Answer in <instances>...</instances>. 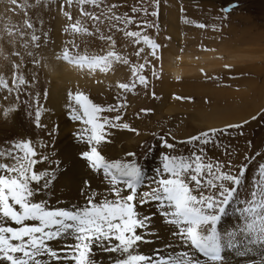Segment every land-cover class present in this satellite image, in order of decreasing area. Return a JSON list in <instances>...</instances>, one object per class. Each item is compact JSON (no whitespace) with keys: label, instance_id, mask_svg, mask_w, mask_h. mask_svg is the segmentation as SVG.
Returning a JSON list of instances; mask_svg holds the SVG:
<instances>
[{"label":"rangeland","instance_id":"obj_1","mask_svg":"<svg viewBox=\"0 0 264 264\" xmlns=\"http://www.w3.org/2000/svg\"><path fill=\"white\" fill-rule=\"evenodd\" d=\"M202 3L205 9L201 8ZM206 3L208 5H205ZM112 5L116 7L109 12L108 9ZM142 6L147 8L148 15H144L140 11L133 13V8ZM225 8L230 10L225 12L223 11ZM83 10L99 16V20L82 15L81 6L77 0H72L71 5L68 4V0H17L15 5L10 0H0V44L6 50L11 49L13 42L24 48V52H18L15 49L14 52H11V61L5 63L8 64L9 74L2 73L12 90L0 88V94L7 92L11 95L13 103H17L9 115L11 113V117L17 115L19 130L11 127L14 122L13 118H8L9 115L0 117V150L6 151L13 142L19 140H31L40 155L49 157L48 162L38 164V168L40 170L53 169L57 166L58 153L64 139L59 137L61 136L60 121H57L56 116H53L55 110L47 105V102L50 103L47 98L51 84L57 86L58 80L47 68L44 56L47 51L51 54H57L58 51L57 57L64 56L65 51L72 57L78 55L102 56L109 51H115L125 57L128 64L114 62L106 72H101L98 69L91 71L87 67L82 68L86 70L80 71L86 72V76L92 80L93 84H85L84 87L73 86L74 90L68 92L69 103L66 109V117H70L71 108L77 107L74 101L70 100V93L73 95L83 93L94 103L105 107L118 102L126 105L120 109L119 113L105 112L102 115L108 117L121 115L120 123H127L131 129L136 131L109 128L107 138L109 142L99 146L103 155L109 159H116L124 158L125 154L129 152L135 153V159L144 167L148 180L151 181L154 170L161 163V154L187 155L193 150L191 145L181 144L178 141L187 140L190 136L212 128L220 129L226 125L239 124L242 125L241 128L229 129L227 135L217 134L215 139L218 146L209 144L203 147L207 154L206 159L223 163L225 171L229 170L228 165L231 163L233 172L239 165L246 163L245 155L251 157L256 153H261L262 155L256 157L255 162L246 173L247 177H252L256 164L264 161V0H100L98 7L86 4L83 6ZM152 12H155L156 15H152ZM66 13L71 15V19ZM113 15L121 17L127 15L133 18L134 23L125 26L120 21L109 20L108 17ZM26 22H30L32 28H28ZM77 22H79L80 31H74L71 28V25ZM145 22L153 26L137 27V25H144ZM200 24H204L206 27L201 28ZM141 30L158 45L155 55L151 54V49L146 45H137L133 38L124 35V31ZM33 34L39 36L40 39L33 42L31 39ZM108 37H111V40ZM234 44L236 45L234 46ZM233 46L243 47V51L251 53L253 56L238 59L234 64H226L225 71L222 69L211 75L209 73L192 74L203 76L199 80L200 82L204 80L202 82L206 84H203L205 86L203 88L211 91L210 93H215L214 91L218 89L231 90L232 93L235 91L237 94L248 91L250 99L257 100L250 101L252 105L248 104V99L243 98V100H247L246 105H254L256 110L253 109V113L244 116V120L239 119L212 127L208 126L206 120L186 121L187 113L193 112L194 104L197 101L201 103L203 99L197 97V93L189 96L173 90L168 98L163 100L165 98L164 85L170 83L175 86L181 81V79L172 78L168 73V66L171 64L173 56H193V54L211 51L215 56L221 57L225 61L226 56H229L231 52L238 54L234 51ZM141 47L144 48V52L137 56L136 52ZM240 50L242 51V49ZM139 64H145L142 74L147 77L148 86L137 84L135 90L129 92L119 89L118 83H132V67ZM14 65L21 67L17 71ZM205 71L208 72L204 69L202 72ZM14 74H23L28 83L20 85L19 89L14 88L12 86ZM188 83H193V81L182 82L180 86L184 87ZM208 83L213 85L210 87L207 85ZM191 90L193 91V89ZM243 100H241V104L238 101H232V104L241 108L245 102ZM223 102L228 103L226 100ZM211 105L214 104L208 103L207 106L211 107ZM37 108L41 112L40 124L42 127L35 125ZM143 109L148 111H142ZM223 109L230 108L223 107ZM44 117L48 120L44 121ZM199 123H202L204 127H200ZM160 137H164L168 143L175 144V149L164 148ZM87 150L89 147L83 151ZM127 159L131 160L133 157H127ZM5 163L12 164L13 161L8 159ZM147 186L149 185L145 187ZM245 190L241 189L242 195ZM239 207L242 206L234 204L228 207V214L222 218L218 225L222 233L238 232L243 227L241 223L245 221V218L237 211ZM149 215L153 216V213ZM226 222L227 224H225ZM162 224L167 227L166 237L168 240L164 241L161 234H159V239H154L153 234L159 233L154 222L152 224L153 234L144 233L148 239L154 240V242L140 244L141 247H145V254H152L154 249H162L167 253L169 249L164 248L165 244L176 247V243L180 242L179 239L177 240L171 235L170 226L163 221ZM244 236L246 238L239 237L242 243L236 247L225 246L222 259L215 264H264V243H250L246 233ZM65 244L66 242H63L64 246ZM184 250L194 252V257L211 263L208 258L187 246L185 249L177 251ZM229 251L231 252L229 253Z\"/></svg>","mask_w":264,"mask_h":264},{"label":"snow or ice","instance_id":"obj_2","mask_svg":"<svg viewBox=\"0 0 264 264\" xmlns=\"http://www.w3.org/2000/svg\"><path fill=\"white\" fill-rule=\"evenodd\" d=\"M10 2L17 4V0ZM77 2L82 15L99 20V16L85 12L83 6L98 7L100 0ZM71 3L72 0H68V4ZM115 7L112 5L108 11ZM229 10L223 9L225 12ZM132 11L149 14L143 6ZM151 14L156 15L155 12ZM66 15L71 19L69 13ZM108 19L120 21L125 26L134 23L133 18L127 15H113ZM26 26L32 28L30 22H26ZM152 26L146 22L137 25L140 28ZM199 27L206 25L200 24ZM71 28L81 30L79 22L71 25ZM124 35L133 38L137 45H146L152 55L156 54L158 45L143 30L124 31ZM31 39L36 42L40 37L33 34ZM108 39L111 40V37ZM142 52L143 47L138 49L136 55ZM63 59L80 68L87 67L91 71L98 69L101 72L108 71L114 62L128 64V60L115 51L102 56L75 57L65 51ZM20 67L14 65L17 71ZM144 68L145 64L133 66L132 83H118L117 87L124 92L134 91L137 84L147 87L148 79L142 74ZM26 83L28 81L23 74H14V88L19 89L20 85ZM0 88L12 90L3 76H0ZM69 96L77 106L71 108L70 118L84 126L76 136L89 146L81 157L93 172L102 176L105 189L103 192L94 190L91 182L85 180L80 190L84 204L54 207L42 198V193L50 190V185L54 184L57 179L55 172L51 168H37L38 164L48 162L49 157L40 155L31 140H19L6 151L0 150V159L13 161L12 164L0 162V264H45V259L49 264H98L94 259V248L119 253L120 258L114 260L113 264H199L191 252L177 251L170 244L164 245L165 249H169L167 253L162 249H154L150 255L138 251L140 244L154 242L144 235L145 232L153 234L154 217L141 216L138 211V206L151 203L157 205V215L170 226L171 235L178 238L181 245L194 249L213 264L222 259L225 246L231 248L242 243L239 237L245 233L248 242L264 243V161L256 164L251 178L246 175L256 157L262 154L245 155L246 163L233 172L231 163L229 170L225 171L223 163L206 159L203 147L209 144L218 146L215 139L217 134L227 135L229 129L241 128L242 125L212 128L178 141L191 145V153L161 154V163L149 181L146 170L135 159V153H126L124 158L109 159L99 150V146L109 142V128L136 131L129 124L120 123L121 115H102L105 112L119 113L126 105L118 102L105 107L94 103L83 93H70ZM12 110H5L3 115L6 117ZM40 119L41 112L37 108V127H42ZM160 140L164 148L175 149V144L168 143L164 137H160ZM127 157L133 159L128 160ZM241 189H246L243 195ZM234 204L242 206L237 211L246 222L238 232L222 233L218 225L228 214V207ZM153 235L154 239L160 238L158 232ZM68 239L74 242L66 243L61 248L52 246L53 242Z\"/></svg>","mask_w":264,"mask_h":264},{"label":"bare ground","instance_id":"obj_3","mask_svg":"<svg viewBox=\"0 0 264 264\" xmlns=\"http://www.w3.org/2000/svg\"><path fill=\"white\" fill-rule=\"evenodd\" d=\"M203 3L205 2L203 1ZM205 5L208 4L206 3ZM201 8L205 9L204 4L201 5ZM241 40L243 41V39ZM235 45L236 44H234V46ZM234 46H233V48L235 49L234 51L238 52V54H232L233 52H231L229 56H226L225 61H223L221 57L215 56L214 53L211 51H205L200 54H193V56H185V55H176L175 57L173 56L172 62L168 66V73L172 78L174 77L175 79H181V81H179V84L175 86L170 83H166L164 85L165 98L163 100L167 99L170 92L173 90H175L177 93H180L182 95L187 94L189 96L190 95L193 96L195 93H197V97L199 96V98H202L203 102L201 101L200 103L199 101H197V103L194 104L193 112L191 111L187 113V115L185 116V120L189 122L191 121L194 122L195 120H199V121L206 120V122L209 124L208 126L212 127L221 124H227L229 122L239 119L244 120V116L250 114L251 112L253 113V111L256 110L254 109L255 107L254 105L253 106H249V105H252L250 101L255 102L257 99L255 100V98H252L251 100L248 91L241 92V94H237V92L235 91L232 93L231 90L227 91L224 88L225 90L218 89L217 91L216 90L214 91L215 93H210L211 91L204 90L203 88L205 87L203 86L204 82H202L204 80H202L201 82L199 80L202 79L203 76H197L192 74V73H202V74L209 73L211 75L214 72L218 73L220 70L225 69L224 66H226V64H234L237 62L238 59L251 58V56H253L251 53H247L246 51H243L244 50L243 47L239 48V46L238 47H234ZM14 49L17 50L18 52H24L23 51L24 48L16 45L14 42L11 44V49L8 50H6L4 46L0 44V52L2 55V57L0 58V73H1L0 76L4 75V74L2 75V73L9 74L7 71L8 64L5 63H9L11 61L10 54ZM240 49H242V51ZM57 54L56 53L51 54V52L47 51L46 55L44 56V60L47 68L51 71L53 77L56 80H58L57 86H53L51 84V89H49L48 98H47V100H49L50 103L47 102V105L51 106V108L53 107L55 110L53 116H56L57 121H60V125H61V136L59 137L63 138L64 140L61 144V148L58 153V159H59L58 165L55 166L56 168L53 167L57 179L55 180L54 184L50 185V190H46L42 193V198L48 200L50 204L54 207H69L71 205L84 204L85 202L84 197L80 194V190L83 187V181L85 180L90 181L92 189L101 192H103L105 189V182L103 181L102 176L100 174L93 172L89 168L88 163L81 157L82 151L88 149L89 146L81 142L77 138L76 133L79 130H81L84 126L80 122L74 121L70 117H66L67 104L69 103L68 92L73 91L74 90L73 86L75 85L84 87L85 84H93V82L86 76L87 74L86 72L80 71L86 69H82L80 67H77V65L74 63L65 61L62 55L57 57ZM203 69L208 70V72L206 71L202 72ZM189 80H192L193 83L185 84L184 87L180 86L182 82H186ZM207 85L211 87V85L213 84L208 83ZM191 89H193V91ZM4 94H7V92L0 94V117L4 116L3 113L8 108L13 109L17 106V103H13V99L10 94L5 95L6 97L4 96ZM5 98L6 100H4ZM243 98L248 99V101L245 99L243 100ZM239 99L245 101L244 105L243 106L241 105L242 106L241 108H238V106L236 107L232 104V101L239 102ZM224 100L228 101L229 105H226L228 103L223 102ZM241 100L239 102L240 104L242 103ZM246 101L248 102L249 105H246ZM208 103H213L214 105L208 107L207 106ZM223 107H229L230 109H223ZM10 112H8V115ZM223 113H227V114L224 115ZM11 115L12 113L8 116V118L10 117V119L13 118L14 123L12 124L11 127H13L15 130L18 131L19 123H17L18 120L17 115L14 117L13 116L11 117ZM43 119L44 121L48 120L45 117ZM199 126L204 127L202 123H199ZM11 127L9 126V128ZM7 161L8 159L7 160L0 159V162L3 163ZM138 211L140 215L142 214L149 215L153 213V217H154L153 223L155 222V225H157L159 234L163 235V240L167 241L168 240L166 237L167 227L162 224L163 220L160 218L159 215H157L158 212L157 205L155 203H151L143 206H138ZM29 223H33V222H29ZM225 224H227V222ZM241 224L244 225L245 221H243ZM12 226L15 227V225ZM241 237L246 238L244 235H242ZM63 242L73 243L74 241H72L71 239L56 241L52 243V246L54 248L64 247ZM173 248H175L176 250H180V249H185V246H182L181 243L179 242L176 243V247ZM93 251H94V259L98 261V264H113L114 260L120 258L119 253H108L98 248H94ZM138 251L140 253L145 254V247L144 246L141 247V245H139ZM230 252L231 251H229V253ZM191 253L194 255V252ZM196 258L199 261V264L213 263V262L208 263L207 261H202L200 258L195 256V259ZM45 264H49L47 259H45Z\"/></svg>","mask_w":264,"mask_h":264}]
</instances>
